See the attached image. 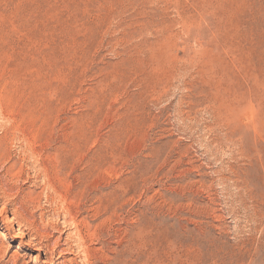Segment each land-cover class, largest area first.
I'll return each instance as SVG.
<instances>
[{
  "label": "rangeland",
  "instance_id": "obj_1",
  "mask_svg": "<svg viewBox=\"0 0 264 264\" xmlns=\"http://www.w3.org/2000/svg\"><path fill=\"white\" fill-rule=\"evenodd\" d=\"M0 264H264V0H0Z\"/></svg>",
  "mask_w": 264,
  "mask_h": 264
},
{
  "label": "bare ground",
  "instance_id": "obj_2",
  "mask_svg": "<svg viewBox=\"0 0 264 264\" xmlns=\"http://www.w3.org/2000/svg\"><path fill=\"white\" fill-rule=\"evenodd\" d=\"M251 84V83H250ZM249 86V85H248ZM260 94V93H259ZM253 104V103H252ZM7 120V119H6ZM11 121V120H10ZM9 122V121H8ZM38 160V159H37ZM10 178V177H9ZM72 194V193H71ZM18 200V199H17ZM22 205V204H21ZM73 206V205H72ZM23 205L21 206V212L23 211ZM76 210V209H75ZM69 211V210H68ZM65 213V212H64ZM14 216V215H13ZM67 221V220H66ZM69 221V220H68ZM58 244L56 243L55 244V247L54 249L51 251V255L52 256H56V254L58 255V258H63L62 255L64 254V250H61V251H56V248H57ZM55 251V252H54ZM51 261V260H50ZM64 263V262H63Z\"/></svg>",
  "mask_w": 264,
  "mask_h": 264
}]
</instances>
